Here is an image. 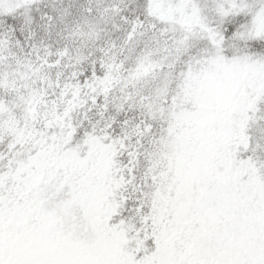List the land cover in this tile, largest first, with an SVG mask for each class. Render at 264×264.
Segmentation results:
<instances>
[{
    "label": "snow or ice",
    "instance_id": "1",
    "mask_svg": "<svg viewBox=\"0 0 264 264\" xmlns=\"http://www.w3.org/2000/svg\"><path fill=\"white\" fill-rule=\"evenodd\" d=\"M0 264H264V0H0Z\"/></svg>",
    "mask_w": 264,
    "mask_h": 264
}]
</instances>
